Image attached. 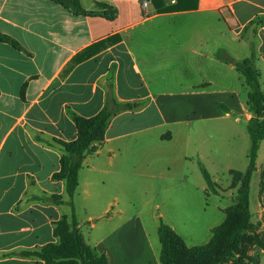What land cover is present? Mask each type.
<instances>
[{"label":"crops","instance_id":"0c3cea01","mask_svg":"<svg viewBox=\"0 0 264 264\" xmlns=\"http://www.w3.org/2000/svg\"><path fill=\"white\" fill-rule=\"evenodd\" d=\"M143 1L80 0L97 14L79 16L49 0H0V34L21 46L0 41V264H46L22 252L57 243L54 224L72 212L65 181L53 180L64 151L55 140H77L72 114H98L109 84L120 102L140 105L112 119L74 196L85 241L108 264H162L160 218L200 246L186 238L197 230L169 221L173 206L209 193L199 161L211 174L247 169L250 89L218 53L243 61L254 48L264 87V0H198L177 12Z\"/></svg>","mask_w":264,"mask_h":264},{"label":"trees","instance_id":"16d2710c","mask_svg":"<svg viewBox=\"0 0 264 264\" xmlns=\"http://www.w3.org/2000/svg\"><path fill=\"white\" fill-rule=\"evenodd\" d=\"M63 6L75 15L93 16L94 11H87L81 6L80 0H49ZM161 1V2H160ZM161 12H177L186 9L197 8L198 0H179V5L164 8L162 0H152ZM159 2V3H158ZM187 2V6L180 3ZM103 16L113 20L117 11L111 7L102 6ZM0 41L9 43L21 49L19 43L8 36L0 34ZM121 41L120 36L109 39L110 44ZM76 57L69 66L67 72L80 61L89 57ZM220 60L233 65L246 80L250 91L247 104L252 113V118L247 124V132L251 140L249 153V165L245 171L231 170V187L237 189L236 198L232 205L225 209L226 217L223 223L211 230L212 238L205 244L187 247L183 238L176 231L160 219L159 239L162 245V264H185V259L190 258L195 264H249L244 253L243 244L261 243L263 239L258 233V225L252 222L251 212V183L257 171V161L260 154L261 144L264 141V87L262 75L257 67L258 57L252 48L249 58L238 61L227 55L225 51L218 53ZM140 104L122 103L118 100L113 84L108 85L107 99L103 109L93 117L86 118L72 114L77 128V140L66 143L55 140V143L63 147L61 159L62 169L53 175L55 181H65L68 195V205L71 207V215L64 216L54 224V235L57 243H51L36 251H24L23 256L36 257L46 264H108L105 253L99 254L93 247L87 244L82 234L76 216L74 196L79 186V173L83 162L96 143L105 140L106 132L112 119L124 111L138 108ZM229 112V108L220 106ZM199 166L209 192L220 195L221 188L214 181L208 169L199 161ZM57 205L64 204L62 196L53 195L47 198Z\"/></svg>","mask_w":264,"mask_h":264},{"label":"rangeland","instance_id":"374dc122","mask_svg":"<svg viewBox=\"0 0 264 264\" xmlns=\"http://www.w3.org/2000/svg\"><path fill=\"white\" fill-rule=\"evenodd\" d=\"M263 161L264 155L257 162L258 168H261ZM237 166L244 167L240 164H237ZM245 170L246 168H243L241 171ZM212 173L214 181L221 188L220 195L204 192L201 196L187 203L173 206L169 211V221L176 225L177 230L198 231L197 234L192 235L193 237L187 234L188 245H203L207 239L208 232L206 230H212L223 223L226 217L223 207L232 205L236 198L237 189L231 187L232 176L221 169L214 170ZM202 179L205 184L204 177ZM156 204L158 203L155 202L153 205ZM251 212L252 222L258 225V233H260L263 242L257 244L246 241L243 244V249L249 264H264V165L256 171L251 183ZM163 221L168 220L163 219ZM185 264L195 263L190 258H186Z\"/></svg>","mask_w":264,"mask_h":264},{"label":"built area","instance_id":"2783aa9c","mask_svg":"<svg viewBox=\"0 0 264 264\" xmlns=\"http://www.w3.org/2000/svg\"><path fill=\"white\" fill-rule=\"evenodd\" d=\"M143 6H144V8H147V6H148V1L147 0L143 1Z\"/></svg>","mask_w":264,"mask_h":264}]
</instances>
